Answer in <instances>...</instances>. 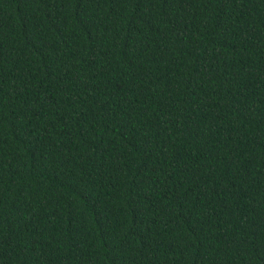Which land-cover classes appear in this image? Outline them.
Returning a JSON list of instances; mask_svg holds the SVG:
<instances>
[{"label": "trees", "instance_id": "16d2710c", "mask_svg": "<svg viewBox=\"0 0 264 264\" xmlns=\"http://www.w3.org/2000/svg\"><path fill=\"white\" fill-rule=\"evenodd\" d=\"M0 264H264V0H0Z\"/></svg>", "mask_w": 264, "mask_h": 264}]
</instances>
